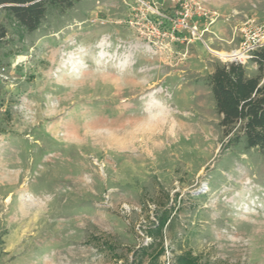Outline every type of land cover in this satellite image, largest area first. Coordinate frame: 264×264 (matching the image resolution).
<instances>
[{
  "label": "rangeland",
  "instance_id": "rangeland-1",
  "mask_svg": "<svg viewBox=\"0 0 264 264\" xmlns=\"http://www.w3.org/2000/svg\"><path fill=\"white\" fill-rule=\"evenodd\" d=\"M201 1L213 24L180 0L58 1L32 31L0 9V264H137L164 210L142 264H264V151L228 143L207 80L264 0Z\"/></svg>",
  "mask_w": 264,
  "mask_h": 264
},
{
  "label": "trees",
  "instance_id": "trees-1",
  "mask_svg": "<svg viewBox=\"0 0 264 264\" xmlns=\"http://www.w3.org/2000/svg\"><path fill=\"white\" fill-rule=\"evenodd\" d=\"M67 0H0V9L12 14L20 25L32 31L40 27L48 4H57ZM73 0H68V6ZM7 36V30L0 22V47ZM258 66V73L250 76L245 65L237 62L219 64L207 76L208 84L215 99L218 113L222 116L220 124L227 135L231 134L238 124L240 127L229 137L230 144H237L244 139L248 148L258 147L264 151V47L254 53L251 59ZM170 221V212L162 211L157 221L147 228L148 237L152 241L142 244L134 251L135 259L140 254L137 264L144 262L143 257L157 241L159 250L155 254L158 259L165 253L164 232ZM104 247L116 260L121 259L113 243L106 241ZM149 261L148 264H150ZM174 264H206L200 255L185 250L174 258Z\"/></svg>",
  "mask_w": 264,
  "mask_h": 264
},
{
  "label": "built area",
  "instance_id": "built-area-1",
  "mask_svg": "<svg viewBox=\"0 0 264 264\" xmlns=\"http://www.w3.org/2000/svg\"><path fill=\"white\" fill-rule=\"evenodd\" d=\"M182 8V21H187L193 15L207 18L210 23L216 20L217 13L210 10L201 0H180ZM196 28V27H195ZM241 39L239 45L230 52L229 62L245 64L251 60L254 53L264 47V19L258 20L247 17L236 27Z\"/></svg>",
  "mask_w": 264,
  "mask_h": 264
},
{
  "label": "bare ground",
  "instance_id": "bare-ground-1",
  "mask_svg": "<svg viewBox=\"0 0 264 264\" xmlns=\"http://www.w3.org/2000/svg\"><path fill=\"white\" fill-rule=\"evenodd\" d=\"M232 55H233V54L231 53V54H230V55H229L227 58H231V57H232Z\"/></svg>",
  "mask_w": 264,
  "mask_h": 264
},
{
  "label": "crops",
  "instance_id": "crops-1",
  "mask_svg": "<svg viewBox=\"0 0 264 264\" xmlns=\"http://www.w3.org/2000/svg\"><path fill=\"white\" fill-rule=\"evenodd\" d=\"M214 22H215V21H214ZM214 22H213V23H214ZM213 23H212V24H213Z\"/></svg>",
  "mask_w": 264,
  "mask_h": 264
}]
</instances>
